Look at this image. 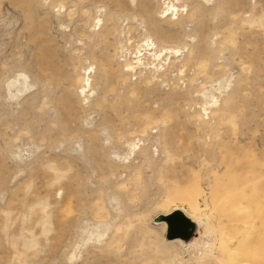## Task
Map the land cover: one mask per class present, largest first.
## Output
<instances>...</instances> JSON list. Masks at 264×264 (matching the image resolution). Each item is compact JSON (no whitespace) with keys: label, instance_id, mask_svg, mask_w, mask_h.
<instances>
[{"label":"rangeland","instance_id":"rangeland-1","mask_svg":"<svg viewBox=\"0 0 264 264\" xmlns=\"http://www.w3.org/2000/svg\"><path fill=\"white\" fill-rule=\"evenodd\" d=\"M0 264H264V0H0Z\"/></svg>","mask_w":264,"mask_h":264},{"label":"bare ground","instance_id":"bare-ground-1","mask_svg":"<svg viewBox=\"0 0 264 264\" xmlns=\"http://www.w3.org/2000/svg\"><path fill=\"white\" fill-rule=\"evenodd\" d=\"M177 215V214H181L183 217H185L188 221H189V228L188 230L192 233V230L194 229V224L190 221L191 220V217L189 214H187L186 212L180 210V209H173L172 211L166 213V214H160L159 216H157V222L158 224L161 225L163 231L165 232V235L167 236V238L169 240H173V239H176V238H179L178 241L181 243V244H185L187 245V243H185V241H183L182 239L186 240L187 238H183V237H170L168 235V227H169V221L171 219V217L173 215ZM130 227V226H129ZM143 238V237H142ZM145 240V239H144ZM159 243V242H158ZM157 245V244H156ZM159 247H162L159 245ZM165 247V246H164ZM157 248V247H156ZM263 248V247H262ZM164 249V248H163ZM161 250V249H160ZM159 250V252H160ZM165 250V249H164ZM166 251V250H165ZM164 251V252H165ZM163 252V251H162ZM169 254V253H168ZM167 254V255H168ZM167 257V256H166ZM175 259V258H174Z\"/></svg>","mask_w":264,"mask_h":264},{"label":"water","instance_id":"water-1","mask_svg":"<svg viewBox=\"0 0 264 264\" xmlns=\"http://www.w3.org/2000/svg\"><path fill=\"white\" fill-rule=\"evenodd\" d=\"M189 221L181 214L173 215L169 221L168 235L170 237L189 238Z\"/></svg>","mask_w":264,"mask_h":264}]
</instances>
